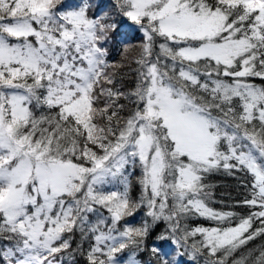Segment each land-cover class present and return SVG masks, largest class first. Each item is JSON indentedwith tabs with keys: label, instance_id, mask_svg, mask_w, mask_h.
<instances>
[{
	"label": "snow or ice",
	"instance_id": "6c2138e0",
	"mask_svg": "<svg viewBox=\"0 0 264 264\" xmlns=\"http://www.w3.org/2000/svg\"><path fill=\"white\" fill-rule=\"evenodd\" d=\"M121 20L141 33L138 43ZM220 173L248 177L247 215L210 206L208 178ZM113 183L122 187L106 191ZM196 217L216 226L190 227ZM257 237L264 0H0L4 264L76 254L87 264H141L145 252L148 264L186 255L191 264H264V245L249 247Z\"/></svg>",
	"mask_w": 264,
	"mask_h": 264
},
{
	"label": "trees",
	"instance_id": "16d2710c",
	"mask_svg": "<svg viewBox=\"0 0 264 264\" xmlns=\"http://www.w3.org/2000/svg\"><path fill=\"white\" fill-rule=\"evenodd\" d=\"M70 2H75V0H70ZM113 0H103V3L105 5L110 6ZM120 23H122V31L127 32L130 36L136 37V39L133 41V43L139 42V37L141 33L136 31L134 28L130 27L131 22L126 20H121ZM130 57V60L126 63H131V58H134L138 55L135 48L131 49L128 54ZM112 56L115 58L116 61H120L122 59L121 54L117 52H113ZM134 66V65H133ZM119 71L127 72L128 69L125 67L124 69H120ZM126 82L130 83V78H126ZM259 83V81H257ZM140 175L139 168H136L134 171L131 172L130 175V184H131V194L134 197H138L140 194V186L136 183V177ZM248 177H245L243 174H239L238 176H230L224 173L215 174L208 178V183L211 185L212 188V201L210 203V206L214 209L220 210V211H233L238 213L239 215H247L250 211V209L247 206L242 205L240 202L245 199V197L248 195V192L244 189L242 182H246ZM122 186L118 185V188H121ZM105 190H112V185L105 186ZM144 209H141L140 212H138L134 218H129L133 224H139L144 218ZM104 215H107L105 212ZM91 219H95V217H91ZM237 220L233 221V226L235 223H237ZM190 227L195 226H204V227H213L216 226L215 222L206 220L204 218L196 217L190 220L189 222ZM259 226L258 222L257 224H254L253 227ZM165 225L163 223L159 224L156 227L155 232L153 233L154 236L159 233ZM7 241H0V248H3L7 245ZM78 243H81L79 233L76 234V236L73 239L72 249L76 248V245ZM148 244H152V239L150 238L148 241ZM264 245V238L257 237V239L252 242L249 247H256ZM84 249L85 251L88 249V242H84ZM71 251V249L69 250ZM239 253H237V256ZM128 252L121 254V260L127 259ZM151 259L148 252L143 253L141 256L138 257V260L141 262V264H148V261ZM0 264H4L2 260H0ZM63 264H87L86 256L76 254L74 261L71 260L68 256L64 257ZM182 264H191L190 258L186 255L183 258ZM199 264H206L205 258L201 257L199 259Z\"/></svg>",
	"mask_w": 264,
	"mask_h": 264
},
{
	"label": "rangeland",
	"instance_id": "374dc122",
	"mask_svg": "<svg viewBox=\"0 0 264 264\" xmlns=\"http://www.w3.org/2000/svg\"><path fill=\"white\" fill-rule=\"evenodd\" d=\"M113 184H115V183H113ZM113 189L115 190V189H117V187H113Z\"/></svg>",
	"mask_w": 264,
	"mask_h": 264
}]
</instances>
